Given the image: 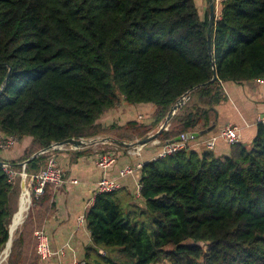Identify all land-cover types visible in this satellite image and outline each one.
Listing matches in <instances>:
<instances>
[{"label":"trees","instance_id":"obj_1","mask_svg":"<svg viewBox=\"0 0 264 264\" xmlns=\"http://www.w3.org/2000/svg\"><path fill=\"white\" fill-rule=\"evenodd\" d=\"M216 15L210 55V11L201 16L196 0H0V139H32L17 160L0 148V260L20 208L21 164L34 154L119 129V140L143 139L188 92L158 140L208 133L227 100L224 83L264 78V0H221ZM123 103L153 105V122L104 127L102 117ZM229 147L228 156L188 148L146 163L140 197L96 195L85 264H264V122L250 145ZM50 153L26 166L28 178L47 168ZM54 188L32 195L8 264L44 261L35 232Z\"/></svg>","mask_w":264,"mask_h":264},{"label":"crops","instance_id":"obj_2","mask_svg":"<svg viewBox=\"0 0 264 264\" xmlns=\"http://www.w3.org/2000/svg\"><path fill=\"white\" fill-rule=\"evenodd\" d=\"M223 91L227 100L216 107L217 122L208 129L210 130L208 133L199 130L197 133L200 135L190 141V149L198 153L207 150L203 144L204 141L213 135H218L228 125L238 127L241 142L250 145L256 137L258 124L261 121L264 122V82L252 81L242 84L227 82L223 84ZM154 112L155 107L150 104L127 106L123 103L122 106L106 113L100 123L104 127L113 124L123 126L136 119L132 117L133 115H140L142 123L151 124ZM31 144L32 139L26 138L18 141L8 150L2 151L1 155L7 161L20 159ZM103 144L105 147L101 148L100 152L102 150L111 151V146L107 148L108 143ZM112 151L117 156V161L105 172L97 166L98 152L95 155H84L78 159H73V156L66 152L53 151L50 153V158L55 159L57 166L64 170L65 177L68 180H76L78 184L68 183L63 187L53 189L51 209L43 224V230L49 237L52 248L58 250L65 247L66 253L51 260L42 261L40 264H73L78 260L84 261L87 249L92 246V239L86 221L82 223L81 218L83 216L86 218L94 203L98 181L102 178L118 180L122 184L121 191L136 193L137 185L140 184L141 171L137 170L125 178L120 176V172L128 166L136 168L139 164L145 165L156 160L161 147L149 143L140 157L131 155L129 148L116 146V150ZM215 152L219 156H228L230 147L225 142L219 141Z\"/></svg>","mask_w":264,"mask_h":264},{"label":"built area","instance_id":"obj_3","mask_svg":"<svg viewBox=\"0 0 264 264\" xmlns=\"http://www.w3.org/2000/svg\"><path fill=\"white\" fill-rule=\"evenodd\" d=\"M256 81L264 82V78L256 80ZM169 126L166 128V130H168ZM194 139H195V136L193 134H182L174 142L162 143L161 141L157 139L151 142V144L153 146L161 147V152L157 156V159H160V158H165L167 156H172L173 154H176L188 148L190 149V141ZM75 140H79V139H75ZM219 141H223L227 145H230V146L239 144L241 142L240 129L236 126L228 125L224 127L218 135L211 136L206 141H204L203 144L208 151H214ZM17 142L18 141L15 138L0 139V148L3 151L8 150L11 146L16 144ZM98 145H101V144H97L95 146L86 147V148L74 146L72 144L63 145V146L53 147V149L50 152H53V151H61V152H66V153L78 152V151L85 150L88 148H95ZM107 145H111L114 148H112L111 151L102 150L100 152L99 150L98 159L96 161L97 166L100 169H102L104 172L109 170L117 161V156L115 155L114 151H112V150H116V146L112 144H107ZM145 147L146 145L129 148L130 154L135 157H140ZM143 167H144L143 164L137 165L136 168L128 166L120 172V176L125 178L128 175H132L137 170L142 171ZM9 168H10L9 166H5V169L7 170L9 175L13 177L14 173ZM23 175H25L24 172L22 173V176ZM25 176H26V179L28 180V184L26 182V186L29 191V197L31 199V203H32V195H34L35 198H39L43 194L45 188L48 185H53L55 186V188H60V187L65 186L68 183L75 184V185L78 184L76 180H68L65 177L64 170L60 168L59 166H57L55 159L50 160L45 170L37 174H34L29 178L27 174ZM141 188H142L141 184H138L137 189H136L137 197H140ZM120 189H122V184L118 180H109L106 178H102L97 183L96 195L103 194V193H113ZM85 221H86V218L83 216L81 218V222L84 223ZM35 236L37 238V245H36L37 254L42 260L44 261L51 260L54 257L62 256L66 253L65 247L59 248L58 250H54L52 248L49 237L47 236V234L45 233L43 229L36 231ZM73 264H85V262L78 260V261H75Z\"/></svg>","mask_w":264,"mask_h":264},{"label":"water","instance_id":"obj_4","mask_svg":"<svg viewBox=\"0 0 264 264\" xmlns=\"http://www.w3.org/2000/svg\"><path fill=\"white\" fill-rule=\"evenodd\" d=\"M215 1L216 0H209V11H210V27H209V32H208V44H209V51H210V55H212V29L215 23V18H216V10H215ZM215 72V71H214ZM218 79L216 72H215V76L213 78V80L211 82H215ZM190 94L191 92H188L187 94H185L183 97H181L177 103L172 107L170 113L168 114L167 118L164 120V122L160 125L159 129L154 132L152 135H147L146 137H144L141 140L138 141H134V142H126V141H122L113 137H105V138H92V139H79V140H75V139H69L66 140L62 143H55L53 145H51L50 148L42 150L36 154H34L29 160H27L26 162L22 163V167H23V171L24 174L26 175L25 169L26 166L35 158L39 157L40 155L47 153L49 151H51L53 149V147H58V146H63V145H74V146H78V147H92L95 146L97 144H103V143H108V144H112L114 146L117 147H123V148H132V147H136V146H142V145H147L155 140L158 139L159 134L163 131L166 130V128L170 125V122L172 121V119L175 117V115L177 114V112L182 108V106L185 105L186 101L190 99ZM195 137H198L200 134L198 133H194L193 134ZM3 166L5 167L6 164H3ZM23 175L22 176V183H21V189H23L25 187L26 184V176ZM28 196H29V192H28ZM29 210L31 208V199L29 197ZM15 217V215H14ZM14 217H13V221L14 222ZM13 241L11 238V229H10V239L8 241V244L13 245ZM7 244V246H8ZM4 252V251H3ZM11 253V251H10ZM10 253L8 255V258L10 256ZM3 254V253H2ZM2 257V255H1ZM2 262V259L0 260V264Z\"/></svg>","mask_w":264,"mask_h":264},{"label":"rangeland","instance_id":"obj_5","mask_svg":"<svg viewBox=\"0 0 264 264\" xmlns=\"http://www.w3.org/2000/svg\"><path fill=\"white\" fill-rule=\"evenodd\" d=\"M220 0H216L215 1V3H216V7H215V10H216V12H219L220 11ZM196 3H197V6H198V8H199V11H200V14H201V16H204V13H206L207 11H208V9H209V3H208V1L207 0H196ZM217 16V15H216ZM120 106H122V105H120ZM120 106H118V107H120ZM132 117H134V118H136L135 120H140V115H138V116H132ZM117 124H121V123H117ZM127 124V123H126ZM125 124V125H126ZM125 125H123V126H125ZM119 126V125H118ZM122 127V126H121ZM123 132H124V130H122V129H119V130H116V131H114L112 134H110V135H108V136H98V137H95V138H105V137H113V138H116V139H118L117 137L119 136V137H122L123 136ZM154 133V132H153ZM125 135V134H124ZM149 135H152V133H150ZM138 140H141V139H136V140H134V141H138ZM14 145H16V144H14ZM111 145H107V148H109ZM105 146L103 145H99V146H97V147H95V148H92V151L94 152V155H95V153L96 152H98L101 148H104ZM111 148H114V147H112L111 146ZM133 148V147H132ZM13 177H15L16 179H18V178H20V175H18V174H16L15 173V175L13 176ZM22 177V176H21ZM26 182H27V184H28V180L26 179ZM29 191H27V193H28ZM21 198H22V190H21V196H20V201H21ZM19 211V210H18ZM18 213V212H17ZM29 214H30V210L27 212V214H26V217H25V220H24V222H23V224H22V226L19 228V230H18V232L16 233V236L14 237V240L17 238V236H18V234L22 231V229H23V226H24V223H25V221L27 220V217L29 216ZM13 224V223H12ZM9 259V258H8ZM4 264H8V260L4 263ZM160 264H170L169 262H164V263H160Z\"/></svg>","mask_w":264,"mask_h":264},{"label":"bare ground","instance_id":"obj_6","mask_svg":"<svg viewBox=\"0 0 264 264\" xmlns=\"http://www.w3.org/2000/svg\"><path fill=\"white\" fill-rule=\"evenodd\" d=\"M28 188L25 184V187L22 189V198H21V201H20V208H19V211L18 213L15 214V217H14V222L13 224L11 225V238L12 240H14V237L16 236V233L18 232L19 228L22 226L24 220H25V217H26V214L27 212L29 211V196H28ZM11 251V245L8 244V246L6 247V249L4 250L3 254H2V264H4L8 259V255Z\"/></svg>","mask_w":264,"mask_h":264}]
</instances>
